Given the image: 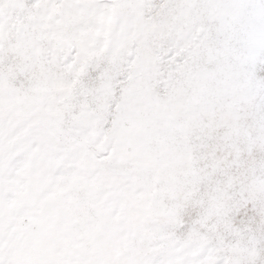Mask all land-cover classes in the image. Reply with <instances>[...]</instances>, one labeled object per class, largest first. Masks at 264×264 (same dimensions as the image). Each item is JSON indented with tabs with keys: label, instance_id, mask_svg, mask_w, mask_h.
Listing matches in <instances>:
<instances>
[{
	"label": "snow or ice",
	"instance_id": "obj_1",
	"mask_svg": "<svg viewBox=\"0 0 264 264\" xmlns=\"http://www.w3.org/2000/svg\"><path fill=\"white\" fill-rule=\"evenodd\" d=\"M0 264H264V0H0Z\"/></svg>",
	"mask_w": 264,
	"mask_h": 264
}]
</instances>
